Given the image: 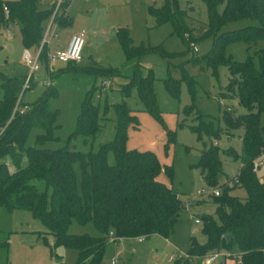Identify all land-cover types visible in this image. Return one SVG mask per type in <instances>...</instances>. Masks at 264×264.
<instances>
[{
  "label": "trees",
  "instance_id": "1",
  "mask_svg": "<svg viewBox=\"0 0 264 264\" xmlns=\"http://www.w3.org/2000/svg\"><path fill=\"white\" fill-rule=\"evenodd\" d=\"M201 1L207 22L195 36L185 25L186 13L177 8L176 0H165L160 8H150L149 14L154 17L156 26L170 23L172 33L181 36L189 50L194 41L210 35L209 52L187 64L200 69L210 67L211 75L215 77V65L223 60L228 44L240 41L249 50L251 44L264 39V0ZM70 4V0L62 1L59 13V10L55 12V4L48 8L41 0H0V30L17 27L24 50L35 52L52 16L57 26L71 24L68 17ZM220 5L223 6L219 12ZM239 22L246 23L241 28L223 30L227 25ZM186 31H190V35H185ZM121 45L127 59L135 54L136 51L131 52L122 40ZM255 55L258 68L253 66L249 56L242 62L230 59L224 62L228 82L221 96H232L243 112L234 115L224 108L221 127L213 126L210 121L204 122L196 113L195 125L189 126L197 141L205 137L209 142L208 146L203 145L194 167L200 170L204 185L209 189L220 188V193L216 197L208 195L213 212L196 217L204 241L190 238L185 257L173 264H191L193 259L197 262L212 254L231 251L236 252V264H264V176L257 178L251 171L253 161L264 157V52L257 51ZM40 62L49 73L46 48L40 54ZM78 65L68 63L60 71L66 73L70 66ZM183 73L181 68V80H189ZM0 78L3 89L0 99V208L9 213L29 212L47 230L35 233L37 238L51 251L58 247L76 250V264H100L110 231H113L116 243L127 239L145 240L151 236L170 237L172 226L185 206L170 186L157 180L161 165L152 152L126 150V130L130 126L135 128L137 121L125 104L114 106L117 115L114 139L95 153H82L74 143L79 138L93 137L101 128L98 107L92 103L89 93L81 105L75 131L68 136L64 147L50 150L43 146L55 139L56 112L49 108L54 88L47 87L34 103L25 105L22 95L35 83L30 82L24 88L26 76ZM153 81L151 71L142 77L137 67L131 84L136 86L147 111L159 118ZM164 84L176 98L179 81L168 77ZM191 111L192 104L184 109V115ZM32 128L41 129L43 133L37 135L36 146L25 147ZM235 130L240 131L239 153L230 147L220 149L216 141L222 135L232 137L230 131ZM108 152L114 154L112 165L107 162ZM220 154L238 163L235 174L238 184L231 188L221 185L224 180ZM5 157L11 160L12 172ZM76 162L81 170L79 185L74 171ZM166 171L170 176V168ZM232 188L241 189L243 196L232 195ZM73 221L80 225L92 223L101 236L70 235L68 230ZM47 235L53 237V245L48 243ZM225 236H228L227 240ZM7 247L6 242L0 243V249Z\"/></svg>",
  "mask_w": 264,
  "mask_h": 264
},
{
  "label": "rangeland",
  "instance_id": "2",
  "mask_svg": "<svg viewBox=\"0 0 264 264\" xmlns=\"http://www.w3.org/2000/svg\"><path fill=\"white\" fill-rule=\"evenodd\" d=\"M15 2L18 0H1ZM43 0L46 7L54 4V9L62 11L61 2L67 0ZM165 0H70L68 17L71 24L65 27L54 25L57 40L50 41L51 55L63 48L73 32H86L85 45L82 50V62L78 67L70 66L67 72L55 71L58 64L48 65L49 73L39 62V70L34 73L33 86L22 95V104L34 103L43 95L46 86L43 80L48 75L55 94L49 99V108L56 112L54 123V140L47 142L43 148L56 150L64 147L68 136L75 131L81 105L85 97L92 94V103L98 107L100 130L91 138H79L75 147L82 153L97 152L101 146L111 142L115 137L117 119L115 105L125 104L131 115L136 118L135 128L126 130V150L152 152L161 165L157 180L172 188L184 204L172 226L168 239L151 236L141 242L121 240L118 243L106 238L107 244L100 264H173L184 258L189 248L190 238L203 242L200 224L194 219L200 214H211L213 205L208 198L207 188L201 180L200 170L195 168L203 145L208 146V139L201 141L189 130L195 125L194 116L198 113L204 122L213 126H222L220 117L224 108L238 115L243 110L232 96L222 97L228 82V73L224 64L227 59L242 62L247 56L254 67L258 68L257 51L264 52V39L249 46L240 41L228 44L223 53V60L215 65L216 76L211 75L210 67L200 69L189 66L187 62L205 56L212 45L210 35L193 42L195 51L181 36L172 33L170 23L156 26L155 19L149 14L150 8H160ZM179 10L186 13L185 25L196 35L205 28L207 15L201 0H176ZM218 7V11L222 10ZM246 22L227 25L223 30L237 29ZM185 35H190L186 31ZM121 40L126 43L133 54L129 59L123 51ZM10 46V49L8 48ZM22 46L17 27L0 30V76L23 77L28 74L27 64L23 61ZM34 54V52H31ZM139 67L142 77L151 71L153 76L152 90L156 98L159 118L150 114L138 96L137 88L131 84L136 68ZM188 79L181 80L180 69ZM47 73V75H46ZM178 80L177 97L173 98L165 87L167 78ZM109 80L110 87L100 92L103 81ZM125 88V91L123 90ZM3 89L0 78V99ZM192 104V110L184 115V109ZM22 108V107H21ZM23 109V108H22ZM180 125V127L178 126ZM43 131L32 128L27 134L25 147L36 146L37 135ZM230 138L222 135L216 141L220 149L232 148L240 151L238 135L240 131H230ZM223 180L232 179L238 163L231 157L219 155ZM263 163L256 171L257 178L264 176ZM10 171H13L11 160L5 157ZM107 162H115L113 152H108ZM170 168V176L166 169ZM77 182H80V165L74 164ZM222 180V181H223ZM221 181V182H222ZM201 190L204 193H201ZM230 193L242 197L243 191L232 188ZM29 231L22 234L20 231ZM45 233L46 228L32 218L29 212H7L0 208V243H7V249H0V264H76L78 253L74 249L58 247L52 251L37 238L35 233ZM68 233L73 236L87 235L98 238L101 234L92 223L80 225L75 221ZM48 243L53 245V237L47 235ZM171 259V260H170ZM204 259V258H202ZM201 260H192L191 264H201ZM236 252H221L211 264H236Z\"/></svg>",
  "mask_w": 264,
  "mask_h": 264
},
{
  "label": "built area",
  "instance_id": "3",
  "mask_svg": "<svg viewBox=\"0 0 264 264\" xmlns=\"http://www.w3.org/2000/svg\"><path fill=\"white\" fill-rule=\"evenodd\" d=\"M61 0L58 1V4H60ZM56 12V10H55ZM54 16L48 21L44 35L42 37V40L40 42V45L38 49L34 52V54L31 53L29 50H24L22 59L27 64L28 67V74L26 75L25 82H24V88H27L29 83L33 80V75L35 72L39 70V62H40V54L43 51L44 48L48 47L51 40H57V35L54 32V25L55 22L53 21ZM8 29L11 27H7ZM85 37L86 32L84 30L77 32L73 34L68 42L67 48L65 50L57 51L53 55L47 53V63L48 65H54V64H80L82 62V50L85 45ZM191 51H195V48L191 45ZM43 84L46 87H50L52 85L50 77L47 75L46 78L43 80ZM109 80L103 81L100 86V92H103L106 88L110 87ZM216 145V143H214ZM263 160H256L253 161L251 165V171L253 173H256L258 168L262 165ZM238 184L237 176H234L232 179H226L222 182L223 188H231ZM221 187V188H222ZM201 193H204L201 190ZM220 193V188H212L210 189V192H208V195H211L213 197L218 196ZM194 223L197 224L198 221L194 219ZM108 239L115 242L116 237L113 233V231H110L108 234ZM136 241H143V239H137ZM220 254H212L209 256H206L204 259H202L201 264H211L213 259L218 257ZM185 257V256H184ZM171 260V259H170ZM116 260L113 259L112 264H115Z\"/></svg>",
  "mask_w": 264,
  "mask_h": 264
},
{
  "label": "crops",
  "instance_id": "4",
  "mask_svg": "<svg viewBox=\"0 0 264 264\" xmlns=\"http://www.w3.org/2000/svg\"><path fill=\"white\" fill-rule=\"evenodd\" d=\"M42 1V3H43V0H41ZM44 4V3H43ZM45 5V4H44ZM70 8V7H69ZM78 31H76V32H73L72 34H71V36L73 35V34H75V33H77ZM71 36H70V38H71ZM70 38H69V40H70ZM69 40L67 41V43L65 44V46L63 47V48H60V49H57L56 51H61V50H65L66 48H67V45H68V42H69ZM50 46V45H49ZM46 47V50H47V53H51V51H50V47ZM8 48L10 49V46H8ZM44 65V64H43ZM58 66H60V68H58V69H56V67H53V69H52V72L50 71V69H49V71L51 72L50 74H53V73H55V71H57V70H61V69H64L65 68V66H66V64H60V63H58ZM44 68H45V66H44ZM45 72H46V68H45ZM46 75H47V73H46ZM10 171V170H9ZM10 172H12V171H10ZM226 179V178H225ZM14 212H16V211H14ZM20 233H22V234H27V233H30L29 231H20ZM35 233V232H34ZM40 233V232H39Z\"/></svg>",
  "mask_w": 264,
  "mask_h": 264
},
{
  "label": "water",
  "instance_id": "5",
  "mask_svg": "<svg viewBox=\"0 0 264 264\" xmlns=\"http://www.w3.org/2000/svg\"><path fill=\"white\" fill-rule=\"evenodd\" d=\"M228 236H225V239L227 240Z\"/></svg>",
  "mask_w": 264,
  "mask_h": 264
}]
</instances>
